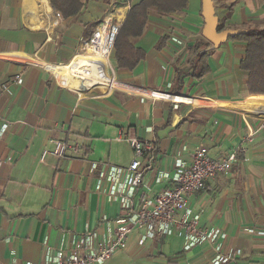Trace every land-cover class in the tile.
<instances>
[{
  "label": "crops",
  "instance_id": "crops-1",
  "mask_svg": "<svg viewBox=\"0 0 264 264\" xmlns=\"http://www.w3.org/2000/svg\"><path fill=\"white\" fill-rule=\"evenodd\" d=\"M140 1L89 0L81 14L65 18L52 0H0V131L8 122L0 137V264H56L46 260L47 250L70 252L93 231L115 237L120 204L96 190L90 161L128 166L133 148L118 139L122 134L156 143L141 186L151 197L172 186L157 182V172L172 170L177 159L190 163L197 147L212 159L238 150L230 171L188 202L202 225L227 233L223 251L236 252L230 264H264V101L251 102L264 94L249 92V72L241 68L247 43L208 40L202 0H189L183 10L150 13L144 33L131 39L144 50L133 69L115 65L110 73L108 56L99 57L95 45L92 53L76 55L107 16L123 22ZM213 4L225 29L264 28V0ZM194 45L210 67L201 78L191 70ZM93 88L104 92L86 96ZM151 90L190 95L193 104L175 108L168 95ZM51 138L79 142L86 153L42 160L54 148ZM141 234L133 231L104 264H213L208 243L185 250L183 239L172 235L141 245Z\"/></svg>",
  "mask_w": 264,
  "mask_h": 264
},
{
  "label": "built area",
  "instance_id": "built-area-1",
  "mask_svg": "<svg viewBox=\"0 0 264 264\" xmlns=\"http://www.w3.org/2000/svg\"><path fill=\"white\" fill-rule=\"evenodd\" d=\"M122 23L117 16H107L104 22L84 39L83 51L76 55L92 53L89 47L94 45L96 35L109 25L107 55L110 64L109 58ZM173 40L182 43L177 38ZM17 82L20 84L23 82L21 76H17ZM168 97L172 98L175 108L182 103L193 104L190 95L170 94ZM7 128L8 122H4L0 137ZM253 132L251 129L249 136ZM118 139L127 140L133 148L134 158L128 166L90 161L91 173L97 180L96 190L120 204L121 211L116 218L115 237L104 236L101 239L98 233L88 232L74 241V249L70 252L58 250L55 254H51L50 250H47L46 260L56 264H104L116 250L127 246L128 238L133 231L140 230L141 245L148 239L177 235L183 239L185 250L208 243L215 250L213 264H230L236 252L223 251V242L227 238V233L218 226L202 225L201 214L191 208L188 197L205 190L207 183L219 174L228 173L237 159L238 152L234 151L221 159H212L206 147H197L190 163L177 159L172 170L157 172V182L170 181L172 186L151 197L141 186L146 171L153 168L156 143L149 138L126 134H122ZM50 141L54 144V148L45 149L42 160L48 154L57 158H63L68 154L74 157L83 156L82 151L85 147L79 142H69L63 138H51ZM104 183L108 184L107 188H104Z\"/></svg>",
  "mask_w": 264,
  "mask_h": 264
},
{
  "label": "trees",
  "instance_id": "trees-1",
  "mask_svg": "<svg viewBox=\"0 0 264 264\" xmlns=\"http://www.w3.org/2000/svg\"><path fill=\"white\" fill-rule=\"evenodd\" d=\"M55 2L65 18L81 14L85 4L89 0H52ZM189 0H141L134 4L126 14L117 38L114 43V58L116 67L133 69L143 59L144 50L136 48L131 39L141 36L148 24L149 15L156 11L166 15L175 11L183 10L188 6ZM223 24H218V30H224ZM227 40H241L247 43L246 55L241 61V68L249 72L247 82L249 92L252 94H264V28H247L241 33ZM163 41L160 43V45ZM159 45V46H160ZM200 45L191 46L194 54L191 70L196 78H201L210 69L207 55L200 51ZM179 71V77L186 75ZM257 97L251 100L254 104L264 101V95H252Z\"/></svg>",
  "mask_w": 264,
  "mask_h": 264
},
{
  "label": "water",
  "instance_id": "water-1",
  "mask_svg": "<svg viewBox=\"0 0 264 264\" xmlns=\"http://www.w3.org/2000/svg\"><path fill=\"white\" fill-rule=\"evenodd\" d=\"M202 14L205 19L204 36L211 42L226 41L229 37L245 33L246 29L218 30V18L214 15L213 0H202Z\"/></svg>",
  "mask_w": 264,
  "mask_h": 264
},
{
  "label": "bare ground",
  "instance_id": "bare-ground-1",
  "mask_svg": "<svg viewBox=\"0 0 264 264\" xmlns=\"http://www.w3.org/2000/svg\"><path fill=\"white\" fill-rule=\"evenodd\" d=\"M102 31H100L97 35H96V38H95V40H94V45H95V48H96V51H97V53H98V55H99V57H103L104 55H105V57L106 56H108L107 55V53H108V49H109V28L107 27L106 29H105V31L102 33V34H100ZM94 45L93 46H90V51H91V49L94 47ZM97 63H98V60L96 61ZM51 64H54V63H47V64H45L44 65V68H46L48 71H50V72H52L53 74H54V76L57 78V80H58V82L59 83H61V84H63V85H65V86H67L66 84H65V82H64V79H60L59 77H58V75L56 74V73H54L50 68H49V66L51 65ZM96 69V65L93 67V70H95ZM73 84V83H72ZM151 92H153V94L154 95H170L169 93H160V92H157V91H153V90H151ZM139 95H142V96H146V95H144V94H139ZM148 97V96H147ZM168 98V97H167Z\"/></svg>",
  "mask_w": 264,
  "mask_h": 264
},
{
  "label": "rangeland",
  "instance_id": "rangeland-1",
  "mask_svg": "<svg viewBox=\"0 0 264 264\" xmlns=\"http://www.w3.org/2000/svg\"><path fill=\"white\" fill-rule=\"evenodd\" d=\"M90 35V34H89ZM82 51L83 50H81L80 49V53H82ZM114 49H112V52H111V55H110V66H109V72L110 73H112V71H111V67H113L114 68V70H115V72H116V67H115V62H114ZM116 75H117V73H116ZM117 78L119 79V80H121V78H119L118 77V75H117ZM104 92V90L103 89H101V88H93L91 91H89L87 94H86V96H100V95H102V93ZM253 99H256L257 97H252ZM247 115V114H246ZM248 119L249 120H251L250 119V117H248ZM236 152H238V151H236Z\"/></svg>",
  "mask_w": 264,
  "mask_h": 264
}]
</instances>
